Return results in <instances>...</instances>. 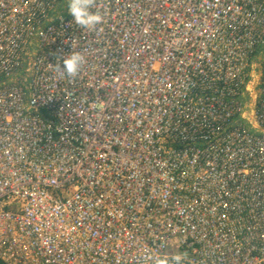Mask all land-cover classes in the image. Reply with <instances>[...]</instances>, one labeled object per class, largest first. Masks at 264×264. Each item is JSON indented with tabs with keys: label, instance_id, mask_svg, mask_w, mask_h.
<instances>
[{
	"label": "built area",
	"instance_id": "1",
	"mask_svg": "<svg viewBox=\"0 0 264 264\" xmlns=\"http://www.w3.org/2000/svg\"><path fill=\"white\" fill-rule=\"evenodd\" d=\"M67 3L0 0V259L264 264V0Z\"/></svg>",
	"mask_w": 264,
	"mask_h": 264
},
{
	"label": "clouds",
	"instance_id": "2",
	"mask_svg": "<svg viewBox=\"0 0 264 264\" xmlns=\"http://www.w3.org/2000/svg\"><path fill=\"white\" fill-rule=\"evenodd\" d=\"M67 7L74 22L83 29L92 30L104 22L101 12L93 11L97 8V0H68ZM73 48L75 49L74 44ZM85 63V57L79 51L74 50L67 56L59 57L54 68L58 73L75 79ZM186 257L187 253L175 254L170 259L157 257L153 260V264H184Z\"/></svg>",
	"mask_w": 264,
	"mask_h": 264
},
{
	"label": "rangeland",
	"instance_id": "3",
	"mask_svg": "<svg viewBox=\"0 0 264 264\" xmlns=\"http://www.w3.org/2000/svg\"><path fill=\"white\" fill-rule=\"evenodd\" d=\"M260 58V57H258ZM261 59V58H260ZM259 64L255 65V67L252 68V72L254 73V76L251 78V85L249 84V87L251 88L252 87V91L253 93L257 92L259 89H260V82H261V78H260V75H261V72H262V61H259L258 62ZM258 66V67H256ZM253 93H251V95H253ZM255 96V95H254ZM251 101H249L248 103V107L250 109V105H251ZM254 131H256L255 129H253Z\"/></svg>",
	"mask_w": 264,
	"mask_h": 264
},
{
	"label": "trees",
	"instance_id": "4",
	"mask_svg": "<svg viewBox=\"0 0 264 264\" xmlns=\"http://www.w3.org/2000/svg\"><path fill=\"white\" fill-rule=\"evenodd\" d=\"M60 11L64 14L67 15V11L65 10L64 6H61ZM257 58L256 56H254V59ZM0 264H6L3 260L0 259Z\"/></svg>",
	"mask_w": 264,
	"mask_h": 264
},
{
	"label": "crops",
	"instance_id": "5",
	"mask_svg": "<svg viewBox=\"0 0 264 264\" xmlns=\"http://www.w3.org/2000/svg\"><path fill=\"white\" fill-rule=\"evenodd\" d=\"M259 91V90H258ZM258 91L253 93L252 97L254 98L255 96H258ZM255 95V96H254Z\"/></svg>",
	"mask_w": 264,
	"mask_h": 264
},
{
	"label": "bare ground",
	"instance_id": "6",
	"mask_svg": "<svg viewBox=\"0 0 264 264\" xmlns=\"http://www.w3.org/2000/svg\"><path fill=\"white\" fill-rule=\"evenodd\" d=\"M250 92L253 93V91L250 89Z\"/></svg>",
	"mask_w": 264,
	"mask_h": 264
}]
</instances>
